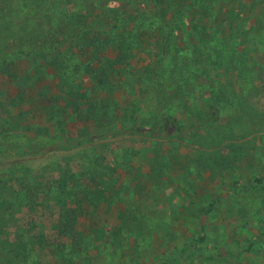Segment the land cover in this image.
Returning a JSON list of instances; mask_svg holds the SVG:
<instances>
[{"label": "rangeland", "instance_id": "rangeland-1", "mask_svg": "<svg viewBox=\"0 0 264 264\" xmlns=\"http://www.w3.org/2000/svg\"><path fill=\"white\" fill-rule=\"evenodd\" d=\"M51 8L62 79L3 44ZM0 65V264H183L201 234L200 264H264V180L229 190L264 177V0H0Z\"/></svg>", "mask_w": 264, "mask_h": 264}, {"label": "trees", "instance_id": "trees-1", "mask_svg": "<svg viewBox=\"0 0 264 264\" xmlns=\"http://www.w3.org/2000/svg\"><path fill=\"white\" fill-rule=\"evenodd\" d=\"M65 7H67V6H65ZM4 9H6V11H4ZM12 9H13V6H5L2 9V11H3L2 14L7 16L6 13L11 12ZM61 10H64V9H61ZM61 10L56 9V8L55 9L51 8V10L50 11L47 10V12H45L44 15L39 14L38 19L41 20L39 25L45 26L43 28L44 30L42 29L36 34H35V30L30 32L28 34L29 36L25 39H22L21 42H18L19 36L15 32V30L17 31V29L16 28H10L9 31L13 36H10L9 38H7V36H4L6 41L3 42V44H4V48H7L9 46H15L16 50H18V48L22 47V50L17 52V57L21 56V54H26V55L27 54L28 55L33 54V55H35L34 59L38 60L42 56V61H45V64L47 66H54L55 67V68L53 67L54 70H51V71L52 72L55 71L56 75H58L62 79L63 78L62 73L65 72V70L68 67V64L67 63L62 64L61 60H59V59H61V56H58L57 53H56L57 55H55V56L48 57V56H46L45 51L41 49L43 47L44 48L50 47V49H52V50H49L50 54H55L54 51H57V50H55L57 48L56 43H58L59 40L54 35L55 29L54 30L49 29L46 26V24H48V22L52 20L51 15L53 13L65 12V11H61ZM78 10L79 9L76 10V12H75L76 14H77ZM35 14L36 13L33 12L34 16H35ZM55 19H56V17L52 20V22ZM79 23H80V21H79ZM7 24L9 25V27H11L12 22H8ZM21 26H24V28L21 30L22 32L26 31L27 29L32 28V25L29 21H22L20 27ZM82 33H83V31H82ZM97 39L98 38L94 39V41L95 40L97 41ZM114 39L119 40V38H114ZM80 40H81V42L78 44V46L82 50V49H84L83 38L81 37ZM123 42H124V40H123ZM100 45H101L100 41L94 42L95 49L99 48ZM25 48H29L30 50H24ZM92 51L90 53H84L83 54V56H85V57L81 60V62H79L77 64V67H79V68L85 67L84 70H91L92 71L93 68H102L104 66L103 60H102L104 58L102 57V54H100L101 53L100 50L99 51L98 50H92ZM76 57L78 58L79 56H76ZM56 61H58L57 62L58 64H56ZM40 65H42V63ZM58 67H63V69H59ZM11 72H13V71L11 70L10 65H5V66L0 65V73L1 74H3V75L7 74L6 76L10 77L11 79L14 78V80L13 79L12 80L16 84L18 82H20V80L19 81L15 80V76ZM45 74L47 75L48 73L45 72ZM40 75H41V72H40ZM95 79L96 78H93V82L97 83ZM31 84L32 83H30V85ZM48 90H49V87L47 88L46 93L44 92L45 95H47ZM40 94H43V92H40L39 95ZM77 95H78V93H77ZM18 96H19V93H18L17 97ZM7 100H8L7 96L0 89V121L2 120V116L4 115V113L6 111ZM92 101H94V99ZM72 104L75 105V108H74V106L72 107ZM54 109H55V111H59L58 117H60L62 119L63 118H72V115L78 117L79 113H80V103L69 102V106L65 105V107L64 106L61 107V106L56 105V106H54ZM67 109L72 110V112H69ZM74 109H75V111H74ZM49 111L50 110H47V113ZM218 111H219L218 107H215L214 105H208L207 109L203 113L204 121L210 122V121L217 120L218 119ZM79 119H83V117L80 116ZM168 119H170V118H168ZM139 128H135L134 130H131V131L138 130ZM150 131L152 133L159 134L160 132L168 131V129L166 127V124H162L160 127H151ZM263 180H264V177H260V178H254V179L249 180L248 182H245V183L244 182H242V183L236 182L229 190H230V192L240 194V190L248 189V188H255ZM23 193H24V191H21V190L16 192V194H21V195ZM213 202L214 201H211L209 204L204 205L205 207L199 211V214L204 215V214L209 213L212 210ZM12 204L16 205V203L14 201L12 202ZM203 240H204V234H201L199 236L195 235L191 238V244L189 245V249L188 248L185 249L183 247L180 249L176 248V250L174 252L181 255L180 259L182 260L183 264H200V263H198V260H196V257H197V254H200L203 251V247L201 245Z\"/></svg>", "mask_w": 264, "mask_h": 264}]
</instances>
